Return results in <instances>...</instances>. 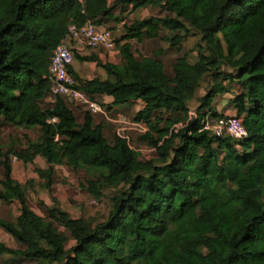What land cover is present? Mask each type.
Returning <instances> with one entry per match:
<instances>
[{"label":"trees","instance_id":"16d2710c","mask_svg":"<svg viewBox=\"0 0 264 264\" xmlns=\"http://www.w3.org/2000/svg\"><path fill=\"white\" fill-rule=\"evenodd\" d=\"M130 7L162 8L167 16L125 25L123 40L153 41L167 31L164 39L180 49L195 31L205 43L196 63L177 58L172 75L162 50L137 58L129 42L119 65L75 55L108 75L82 81L72 70L93 100L146 104L135 122L148 129L142 143L156 149L149 160L118 134L110 142L93 114L79 122L65 99L43 106L51 59L69 28L120 24L117 12ZM225 67L231 73H221ZM210 74L215 86L190 120V104ZM220 79L243 86L234 106L248 132L244 141L201 132L207 112L226 117L213 109L229 92ZM1 120L39 128L41 136L2 163L0 198L19 202L22 213L16 222L0 220V228L23 249L0 244V260L8 254L36 264H264V0H0V127ZM11 154L25 164L46 159L49 169L37 173L49 191L57 166L84 170L85 190L97 200L114 189L107 219H75L58 202L47 218L37 215L28 205L33 182L13 178Z\"/></svg>","mask_w":264,"mask_h":264},{"label":"rangeland","instance_id":"374dc122","mask_svg":"<svg viewBox=\"0 0 264 264\" xmlns=\"http://www.w3.org/2000/svg\"><path fill=\"white\" fill-rule=\"evenodd\" d=\"M117 16L122 18L120 24L109 21L105 27L110 29L116 38L117 48L121 47L123 38L126 35L125 25H131L136 21H142L149 19L151 17H166L167 13L162 8H147L134 11L131 7L122 12L118 11ZM168 34L167 31H163L160 38L157 40H145L143 43H138L137 41H132V48L135 52L137 58L143 56H154L155 53H158L160 50L164 52L161 55V60L165 66L167 74L172 75V65L177 58L187 55L191 63H196L199 59V48L204 46L205 43L202 40V36L195 32L191 31L188 39L184 41L180 49L171 48L170 44L164 39ZM80 56H82L80 54ZM78 61L75 58V62ZM108 63V62H107ZM121 64V63H120ZM227 74L231 73V69L224 68L222 72ZM102 72L101 68L97 69L94 65L85 64L84 69V79L100 78ZM219 82H223V85L230 89L229 93H220L219 96L214 101L213 109L217 110V114L222 115L223 113H229L231 111H236L234 104H231V101H234L243 91V86L239 82H232L230 80L220 79ZM215 86V79L212 74L208 75L201 83L200 89L197 92L195 100L190 104L191 112L195 115H198V109L201 107V102L206 97L209 92ZM52 103L50 100L43 103L44 108H47ZM72 107L74 105H71ZM104 106V105H103ZM224 107V108H222ZM107 113L111 112L109 108L105 107ZM117 109L123 113L129 109V105L118 106ZM215 110V111H216ZM83 113L80 115L77 113L79 122H82L83 117L86 113V110H81ZM213 113L207 112V115H212ZM110 115L115 117L116 113H110ZM231 114H229L230 116ZM224 116V115H222ZM0 127V185L4 176V166L3 161L5 155L9 152H18L24 150L28 147L29 140L37 141L41 136V131L39 128H27V127H14L4 120H1ZM112 130V129H111ZM107 132V138L110 142L114 139L116 134L111 133L112 131ZM148 131V129L146 130ZM145 134V133H144ZM143 134H139L134 140L131 137V145L133 148L145 147V143H142L141 137ZM152 155V157H154ZM17 158L15 154L10 155V163L12 166H15L17 163H20V160L14 161ZM22 165V164H21ZM25 168V167H24ZM31 171H30V169ZM28 171L24 172L21 177H24L28 182L32 181V186L29 189V206L41 217L47 218V208L54 207L56 202L60 207L67 213H69L73 218L79 219L84 218L93 223L102 222L107 219L110 206H111V197L116 193L114 189H105L103 191V197L101 200H97L92 197L86 190L85 186L87 185V180L90 178L84 170L74 171L73 169L67 166H61L57 170V175L55 176V184L52 191H48L45 188V181L41 180L37 173L36 167L31 168V165L27 166ZM37 176L33 179L30 176ZM31 179V180H30ZM0 211H6L5 219L10 222H16L22 213V205L15 201L10 204H4L0 207ZM61 230L64 231L63 228ZM12 249L21 250L23 249L22 245L19 244L16 240H13L9 243ZM75 245L74 241L68 243V248H71ZM0 264H36L34 262L28 261L26 259H15L11 255H4Z\"/></svg>","mask_w":264,"mask_h":264},{"label":"built area","instance_id":"2783aa9c","mask_svg":"<svg viewBox=\"0 0 264 264\" xmlns=\"http://www.w3.org/2000/svg\"><path fill=\"white\" fill-rule=\"evenodd\" d=\"M83 1V0H81ZM117 48L116 38L114 33L103 26H97L92 22H88L82 27L73 25L69 28L68 35L55 50L51 59L49 68V78L52 83L50 102L55 104L58 99H65L69 104L76 107H81L93 115H105L107 111L104 106L98 101L93 100L85 91L80 88V83L72 73V67L75 62L77 53L85 52L86 50L103 49L105 51H115ZM198 115L191 112L190 120H196ZM53 119L52 122H57ZM120 125L117 134L126 139L131 144V139L127 135L128 129L125 125L129 123L124 120H117ZM142 133L147 131L139 126H136ZM180 127V126H179ZM210 133L218 138H232L237 141H244L248 137V132L243 124V120L238 117H223L212 118L207 115L202 121L201 132ZM141 153L142 158L149 160L155 154L156 149L148 146L134 148ZM15 158L14 161H17ZM3 201L0 198V207Z\"/></svg>","mask_w":264,"mask_h":264},{"label":"crops","instance_id":"0c3cea01","mask_svg":"<svg viewBox=\"0 0 264 264\" xmlns=\"http://www.w3.org/2000/svg\"><path fill=\"white\" fill-rule=\"evenodd\" d=\"M128 42L129 41H127V40H123V42L121 43V46L125 45ZM131 42L132 41H130L129 43H131ZM79 54H81L84 57H90V56L93 57L94 56V57H97L99 60H101L103 63H107L108 62V63L115 64V65H119L120 63H122V60H123V50H122L121 47H119L115 51H105L103 49H97V50H91V49H89V50H86L85 52H81ZM85 64L94 65L96 69L98 67V63L97 62H82V61H76V62H74L73 67H72V70L74 71V73L81 80L84 79V75H85L84 74ZM98 68H100V67H98ZM102 72L103 73H100L101 79L102 80L108 79V75H107V73L103 69H102ZM88 80H93V79H88ZM85 81H87V80H85ZM236 82H238V81H236ZM227 90H229V92L231 91L230 89H227ZM229 92H225V93H229ZM48 100H50L49 97L47 98L46 101H48ZM236 100L231 101V104H234V102ZM95 101H98L99 103H101L105 107L111 109L110 110L111 111L110 113H113V112L116 113L115 117L114 116L112 117L109 112L107 113V116L102 115V114H100V115H93L94 116L95 125H102L104 127V129H105V134L106 135H107V132H109L111 129H112L111 130L112 131L111 133L117 134V131H118L119 127H120V125H118L116 123L117 120H124L125 122L129 123L128 125H125V127H126V129H128L127 135L130 137V139H131V137H133L132 140H134L139 134H143L139 130V128H137L136 126H139L140 128H143V129L147 130V127H146L145 124H143V123H136L135 122V119H136L137 115L141 111H143L144 108L146 107V104L142 100L133 101L130 104H127V105H129V109L126 110V111H124L123 113H121L117 109L118 106H114L113 105L114 98L111 97V96H107V95L99 96V97L96 98ZM213 107H214V105H213ZM72 108H73L74 112L76 113V115H77V113L81 115L83 113V111H81V110H84V108L76 107V106H73ZM222 108H224V107H222ZM216 112H217V110H216ZM229 114H231V115L229 116ZM222 115L229 116V117H235V116L238 115V112L236 110V111H231L229 113L228 112L227 113H223ZM83 119H84V117H83ZM141 146H143V145H140V147ZM29 165H31V168H33L34 166L37 168L36 169V173H37L38 170L45 171V170H48L49 167H50V165L48 164L47 160L44 159V158H42V157H38L33 163L25 164L22 161H20V163H17L15 166H12V169H13L12 170V176H13V178L16 181H18L19 183L23 184V185L27 184L28 181L26 179H24V177H21L19 174L22 175L24 172L28 171V169H26V168ZM59 167H61V166H57L55 168L56 175H57V170H58ZM30 171H31V169H30ZM37 175H38V173H37ZM38 177L40 178L39 175H38ZM30 178H33V179L35 178L36 179L37 176L31 175ZM41 180H43V179H41ZM43 181H45V180H43ZM53 187H54V185H53ZM0 190H2V185H0ZM28 201H29V198H28ZM10 203H12V202H10ZM10 203H3V205L4 204H10ZM30 209L33 212H35L31 207H30ZM5 214H6V211H0V220L9 221V220H7V219H5L3 217V216H5ZM13 240H15V239L9 233H7L4 229L0 228V244H3L5 246H7L8 248L12 249L11 246L9 245V243L11 241H13Z\"/></svg>","mask_w":264,"mask_h":264}]
</instances>
